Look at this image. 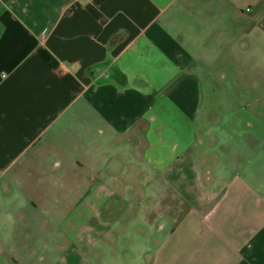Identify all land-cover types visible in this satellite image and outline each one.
<instances>
[{"label": "crops", "instance_id": "obj_1", "mask_svg": "<svg viewBox=\"0 0 264 264\" xmlns=\"http://www.w3.org/2000/svg\"><path fill=\"white\" fill-rule=\"evenodd\" d=\"M0 264H264V0L0 12Z\"/></svg>", "mask_w": 264, "mask_h": 264}, {"label": "rangeland", "instance_id": "obj_2", "mask_svg": "<svg viewBox=\"0 0 264 264\" xmlns=\"http://www.w3.org/2000/svg\"><path fill=\"white\" fill-rule=\"evenodd\" d=\"M20 3V0H0V12L2 11H6V10H12L13 9V6H15L16 4H19ZM209 151L212 150V148H208ZM216 149L217 151L219 149L223 150V148H214ZM222 159V156L220 158V161H219V164L217 165V169L220 168V167H224V165H222L220 162H221Z\"/></svg>", "mask_w": 264, "mask_h": 264}]
</instances>
